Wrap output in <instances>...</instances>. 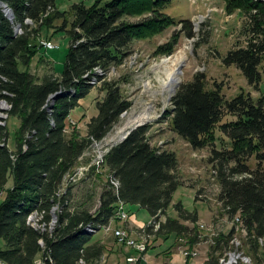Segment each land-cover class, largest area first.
<instances>
[{
	"label": "trees",
	"instance_id": "16d2710c",
	"mask_svg": "<svg viewBox=\"0 0 264 264\" xmlns=\"http://www.w3.org/2000/svg\"><path fill=\"white\" fill-rule=\"evenodd\" d=\"M93 1L60 9L58 0H0V100L9 104L10 118L19 121L15 149L9 145L10 121L0 123V259L10 264H35L43 253L41 240L51 251L49 264H99L105 245L88 228L100 231L116 220L120 202L151 213L160 228L147 226L149 234L166 239L175 234L177 242L185 239L190 247L202 241L198 211H189L182 202L173 203L184 182L178 155L153 144L151 124L134 129L110 149L101 167L92 166L87 172L83 179L87 183L108 174L96 211L90 204L95 193L81 202L74 194L76 183L69 176L80 157L93 139L107 137L133 105L119 82L108 80L112 67L133 54L137 39H151L179 25L181 32L193 35L192 20L176 21L169 14L173 0ZM225 4L227 13L243 14L242 32L248 41L230 50L223 61L237 66L250 83L259 86L264 0H225ZM45 25L71 39L63 72L53 70L40 78L31 66L42 48L38 41L44 38ZM180 31L159 45L157 52L173 55ZM40 62L45 63V56ZM97 86L104 96L84 133L70 123L71 114ZM59 92L54 101L52 96ZM163 118L193 148H211L221 214L231 220L241 217L247 230V253L254 264H264V100L256 102L244 92L228 98L222 85L210 86L206 73L198 71L178 88ZM218 131L230 146L217 148ZM112 178L118 187L112 185ZM173 204L177 216H167ZM35 213L37 225L30 220ZM235 232L236 226L229 234L221 232L208 264H221Z\"/></svg>",
	"mask_w": 264,
	"mask_h": 264
},
{
	"label": "rangeland",
	"instance_id": "374dc122",
	"mask_svg": "<svg viewBox=\"0 0 264 264\" xmlns=\"http://www.w3.org/2000/svg\"><path fill=\"white\" fill-rule=\"evenodd\" d=\"M81 1L88 5L94 2L93 0H58V5L60 9H68L71 4ZM168 11L176 21L192 20L191 28L193 35L190 37L186 32H181L182 26L179 25L154 38L137 39L134 42L133 54L120 66L112 67L108 75V80L119 82L125 95L133 101V105L109 134H112L115 139L121 134L123 136L125 132L121 131V127L125 125L131 114L138 112L148 103H156L158 114L153 120L148 122V124L152 125L150 131L151 140L154 145L160 148L165 147L174 150L177 153L180 163L179 170L184 178V182L176 191L173 203L182 202L189 211L199 210L201 212L200 224H198L201 228V244L205 251L208 252L212 246L217 245V240L222 232L221 230L220 233H217V228H221V223H217V221L222 219V225L225 226H230V224L236 226V221L235 218L231 220L228 215L221 214V204L218 203L220 184L214 175V165L210 160L212 155L211 148H193L189 142L172 129L167 119L163 118L167 110L172 108L173 100V98L168 99L167 96L159 92L163 78L167 77L165 68L167 65L173 67L172 62H174L175 58L186 54L187 59L180 69L182 70V83L193 79L195 73L198 71L205 72L209 80V85L214 86L215 83L222 85L223 93L226 97L233 98L241 92H244L247 95L250 94L258 102L262 99L264 100V63L261 70L262 80L259 86L250 83L248 78L237 66L224 63L223 58L229 54L230 50L244 46L248 41V37L244 36L242 32L245 21L243 14L240 11L232 15L227 13L225 0H173V5ZM133 20H136V18ZM175 31L181 32L177 51L173 55L165 53L159 54L157 52L158 46L168 42ZM42 36L51 38L52 42L57 44V47L52 50L41 48L34 57L31 71L40 78L53 70L58 74L62 73L70 49L71 38H67L66 36L69 35L63 32H56V29H50L46 25L43 26ZM45 38H40L38 43H40L41 39L43 40ZM43 56H45V63L40 62ZM166 58H170V63L168 62L167 65H164L162 62ZM147 83H151L152 88H148ZM103 96L104 92L97 86L88 96L82 98L79 106L71 114V119L75 120L76 123L71 124L77 126L79 130L84 132L86 130V122L98 114L97 102ZM3 101L2 99L0 100V117L5 124H7V121H10L9 145L12 149H15V135L19 121L10 118L8 112V109H10L9 104L7 102L3 103ZM218 138V149L230 146L229 139L220 131H218ZM106 147H108V144H102V149ZM94 154L97 155V150H95ZM78 164L76 168H79L81 173L88 166L84 160L78 161ZM252 165L255 166L254 159ZM92 166L98 165H90V169ZM86 174L82 179L77 181L74 194L80 198L81 202L82 200L91 199L90 193H95V196L90 202L93 206L92 211L94 212L99 206V196L104 189V185H106L108 174H103L104 178H96L94 181H90V183L83 181ZM90 189L94 191H90ZM174 204L169 208L167 216H177ZM125 205V209L130 213L131 220L138 225H144L140 229L150 224L153 217L147 209L135 204ZM216 212L219 214L218 217H215ZM237 216L239 217V215ZM33 217L32 223L37 225L38 217L36 215ZM239 218L242 221L241 217ZM55 222H57L56 218ZM119 222L113 220L112 225L118 226ZM148 222L149 224H147ZM202 223L205 224L202 225ZM186 224L193 226L191 222H186ZM238 226H242V222H239ZM94 234V238L105 245V253L99 264H140V262L132 263L128 261L125 251L115 244L114 237L111 236V234L114 235L112 230L103 228L100 231L94 232ZM133 236L141 238L140 233H136ZM246 236V229L237 230L236 227V232L233 236L236 242L231 240L230 246L223 251L221 258L224 257L223 260L225 261L221 260V264L228 262H231V264H254L253 256L248 254L246 250ZM154 237L155 234H153ZM171 237L169 236L166 239L163 236L156 241L154 239L158 238L157 236L153 239L150 248L152 250L151 254L153 255L154 253L155 257L151 258L145 254V264H159L161 260L164 261L167 256L171 255V249L174 246L173 242L172 246L165 249L173 241ZM175 238L173 236V239L178 240L177 237ZM170 239L171 241H169ZM160 242L166 244L160 247ZM180 242L183 243L180 247L181 251H177L179 254L175 256L172 264H188L190 262L188 261L190 259L186 258L184 253H182L184 247L196 249L200 253L198 248L187 245L185 239H179Z\"/></svg>",
	"mask_w": 264,
	"mask_h": 264
},
{
	"label": "bare ground",
	"instance_id": "6f19581e",
	"mask_svg": "<svg viewBox=\"0 0 264 264\" xmlns=\"http://www.w3.org/2000/svg\"><path fill=\"white\" fill-rule=\"evenodd\" d=\"M5 7H8V6L5 5ZM18 31H21V28H18ZM40 43H45V39H43V40L41 39L40 40ZM54 48H56V47H52L51 50L54 49ZM186 59H187L186 54L185 55L183 54V55H181L179 57H176L175 60H174V62H172L173 67H169L167 65L168 62L170 63V58H166L162 62L164 65H167V67L165 66L166 67L165 68V72H166V76L167 77L166 78H163V81L161 83V89H159V92L161 94L167 96L168 99H172L173 98V96L175 95V93L177 91V88H179V85L182 83L183 77H182V73H181V70L180 69H181L183 63L186 61ZM97 71L99 73H103V70L101 68H98ZM92 82H96V80L94 79ZM147 86H148V88H152L151 87V83H147ZM157 114H158V111H157V105H156V103L155 102L148 103V104L144 105V107L141 110H139L138 112H133L131 114V116L128 118V121L125 123V125L121 127V131L122 132H125V134H126V131L129 128L134 127L135 125H138V124L148 123L151 120H153L156 117ZM0 123H4L2 121V119H1V117H0ZM103 140L104 139H102V140L93 139L92 143H98V141H103ZM95 150H97V148H90V155H95L94 154ZM102 151H109V144H108V147L102 149ZM81 160L82 159L80 158V161ZM78 165L79 164H77V166ZM90 165H97V164H90ZM88 169H89V166H87V168H84V170L81 173V170H79V168H75L72 176H69L70 182L77 183L78 179L80 180V179H82L85 176V174H86V172H87ZM77 177H78V179H77ZM112 181L116 183V187L119 186V182L117 180H115L114 178H112ZM35 215L38 217L37 221L39 220V216L35 213V214H33L30 217L31 222H33L32 219L34 218L33 216H35ZM129 217L130 216H128V219H129ZM239 217L236 216L234 218H238V223L239 222L241 223L242 221L240 220ZM54 223H56V222L54 221L53 224ZM149 225H155L154 226L155 227L154 230H158L160 228V223L159 222L156 223V221H153V220L150 222ZM88 229L90 231H92V232H97V229H95L94 227H89ZM104 229H107V226H105ZM140 234H141V238H136V237H134L132 235V243H134V244H147V235L153 236V234H149V232H147V231H146V233H140ZM232 241L236 242V240L234 238L232 239ZM40 244H41V246H43V240L40 241ZM48 258H51V259H45V264H49L48 262H53V259H52V256H51V251H50L49 248H48ZM223 258L224 257H222L220 259V261L223 260ZM39 259H41V255L39 256V258L36 259L35 264H38V260ZM223 261H225V260H223ZM0 264H10V263L7 262V261H5V260H3V259H0ZM225 264H231V262H228V263H225Z\"/></svg>",
	"mask_w": 264,
	"mask_h": 264
},
{
	"label": "built area",
	"instance_id": "2783aa9c",
	"mask_svg": "<svg viewBox=\"0 0 264 264\" xmlns=\"http://www.w3.org/2000/svg\"><path fill=\"white\" fill-rule=\"evenodd\" d=\"M39 46L46 49H51L52 47H57V44H54L52 40L45 39V43H39ZM70 123H76L75 120L71 119ZM114 139V140H112ZM122 139V134L118 137L112 136V134H108L107 137L104 138V141H98V143H91L89 148L84 152V154L80 157L82 160L87 162L90 170V164H97L98 166H102V163L105 162L106 156L108 155L110 149L118 144ZM102 144H109V151H102ZM90 148H97V155H90ZM78 179V177H77ZM79 180V179H78ZM112 185L116 188V183L112 181ZM126 206V205H125ZM124 202H120L119 208L116 212V221L126 222L128 221V216H130L129 212L125 209ZM236 220L237 230L246 229L243 226H238V218ZM113 221L107 225L108 230H112L117 241L127 248L132 250V253L127 256L129 262L137 263L143 262L144 255L149 250V244L151 243L153 236L147 235V244H134L132 243V231L125 226H115L112 225ZM205 223H202L204 225ZM221 228H217V233H220ZM247 231V230H246ZM137 233H146V227L139 230ZM43 253L41 254V259L38 260V264H45V259L48 258V246L43 240ZM182 253H184L186 258H195L199 256V252L196 249L183 248Z\"/></svg>",
	"mask_w": 264,
	"mask_h": 264
},
{
	"label": "crops",
	"instance_id": "0c3cea01",
	"mask_svg": "<svg viewBox=\"0 0 264 264\" xmlns=\"http://www.w3.org/2000/svg\"><path fill=\"white\" fill-rule=\"evenodd\" d=\"M45 38V37H44ZM48 39H50L51 40V38H48ZM45 49V48H44ZM47 50H49V49H47ZM89 121H87L86 122V130H87V123H88ZM86 130L84 131V133L86 132ZM164 149H165V147H164ZM179 165H180V163H179ZM220 194V193H219ZM219 199V198H218ZM218 203H220L219 202V200H218ZM139 206V205H138ZM198 212H199V217H200V215H201V212L198 210ZM217 214L215 215V217H218V212H216ZM130 214V213H129ZM214 217V218H215ZM151 221V220H150ZM149 221V222H150ZM212 221V220H211ZM149 222L147 223V224H149ZM217 223H221V230H222V232L224 233V234H229L231 231H232V229H233V227H234V225H231L230 224V226H225V225H222V223H223V221H222V219H219L218 221H217ZM119 224L121 225V226H125V227H127L128 229H130L132 232H133V235H136V233L137 232H139V230H140V228L141 227H143L144 225H138L137 223H135L133 220H131V217H130V219L128 220V221H126V222H119ZM147 224H145V225H147ZM198 224H200V222H198ZM111 236H113L114 237V242H115V244L116 245H118V246H120L124 251H125V253H126V255L128 256L129 254H131L132 253V250L131 249H129V248H127L126 246H124L123 244H121V243H119L118 241H117V239L115 238V236L114 235H112L111 234ZM172 237H171V239L173 240V241H171V239L169 240V241H171V244L170 245H168V246H166V248L165 249H167L169 246H172V242H173V247H172V249H171V255H169V256H167L166 258H165V256H164V261L163 260H161L160 262H159V264H172V262H173V259L175 258V256L176 255H178L179 254V252L177 253V251H181L180 250V247L182 246V244L183 243H179V242H177V240H175L176 238V236L175 235H171ZM173 236H174V238L175 239H173ZM155 237H157L156 235H155ZM154 237V238H155ZM162 236H158V239L159 238H161ZM153 238V239H154ZM153 239H152V241L151 242H153ZM157 239V238H156ZM156 239H154V240H156ZM161 244V246L160 247H162V246H164L166 243H163V242H160ZM176 243H178V244H176ZM185 245V244H184ZM187 245H189V243H187ZM190 246V245H189ZM160 247H158V248H160ZM193 247H195V248H198L199 249V251H200V255L198 256V257H195V258H193V257H191V258H189L190 260H188V261H190V262H188V264H208V261L210 260V258H211V255H212V247L208 250V252H206L205 251V249H204V247L202 246V244H201V242L200 243H197V244H195ZM164 249V250H165ZM151 252H152V250H151V248L148 250V252L146 253L147 255H149V257H151V258H154L155 257V255H154V253H153V255L151 254ZM163 252V251H162ZM157 254H159V253H157ZM163 258V257H162ZM148 261V260H147ZM146 263V260L144 259L143 260V262L141 263V264H145Z\"/></svg>",
	"mask_w": 264,
	"mask_h": 264
},
{
	"label": "water",
	"instance_id": "95a60500",
	"mask_svg": "<svg viewBox=\"0 0 264 264\" xmlns=\"http://www.w3.org/2000/svg\"><path fill=\"white\" fill-rule=\"evenodd\" d=\"M6 12L8 13L9 17L13 18L14 19V13L13 11L9 8V7H6ZM182 71V70H181ZM181 86V85H180ZM179 86V87H180ZM62 92H59L55 95L52 96V99L56 100L60 95H61ZM148 123H143V124H138V125H135L134 127H131L129 128L127 131H126V134L122 137L121 141H123L124 139L127 138V136L136 128L140 127V126H144ZM120 141V142H121Z\"/></svg>",
	"mask_w": 264,
	"mask_h": 264
}]
</instances>
